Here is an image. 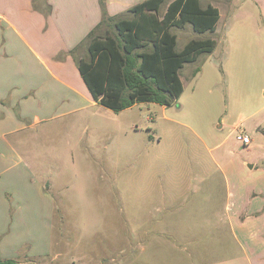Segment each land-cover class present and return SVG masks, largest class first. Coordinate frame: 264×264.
Listing matches in <instances>:
<instances>
[{"label":"rangeland","instance_id":"374dc122","mask_svg":"<svg viewBox=\"0 0 264 264\" xmlns=\"http://www.w3.org/2000/svg\"><path fill=\"white\" fill-rule=\"evenodd\" d=\"M199 2L218 6L238 39L222 42L225 32L200 34L189 24L172 28L176 51L191 40L217 44L179 71L183 92L170 106L140 103L119 113L93 106L75 120L6 137L34 159L29 170L44 190L37 196L31 177L5 181L8 166L0 162V244H18L8 260L55 264L53 254L37 257L50 243L86 264H196L226 254L223 172L231 161L264 156V128L252 132L264 123V49L254 33L263 0ZM236 124L252 138L248 152L231 134Z\"/></svg>","mask_w":264,"mask_h":264},{"label":"crops","instance_id":"0c3cea01","mask_svg":"<svg viewBox=\"0 0 264 264\" xmlns=\"http://www.w3.org/2000/svg\"><path fill=\"white\" fill-rule=\"evenodd\" d=\"M136 1L0 0V162L8 166L3 174L5 181L12 178L29 181L31 177L33 191L42 198V182L29 170L34 159L27 152L18 154L6 137L26 127L33 130L49 120L69 117L75 120L86 109L101 106L89 94L78 72V62L88 59L91 37L114 35V22L128 18L124 13L128 14L131 7L145 0ZM262 3L259 6L262 26L257 19L254 33L264 49V0ZM210 5L219 11L212 34L225 32L222 42H236V32L232 34V27L222 22L221 9ZM14 111L21 119L28 120V124L17 122ZM262 128L264 123L257 122L252 132L260 134L258 129ZM252 146L255 145L251 138L244 148L248 152ZM243 164L231 161L223 172L227 185L225 212L232 237L224 248L226 254L214 260L198 259L196 264H264V156ZM3 215L4 210L0 211V217ZM0 245L3 261L10 259V248L16 251L18 247L11 239ZM50 254H53L52 263L86 264L71 252L53 249L51 243L48 251L37 257L44 255L47 259Z\"/></svg>","mask_w":264,"mask_h":264},{"label":"trees","instance_id":"16d2710c","mask_svg":"<svg viewBox=\"0 0 264 264\" xmlns=\"http://www.w3.org/2000/svg\"><path fill=\"white\" fill-rule=\"evenodd\" d=\"M165 0H145L128 10V18L114 22V35L91 37L88 59L78 72L93 101L113 112L140 103L170 106L183 92L179 71L202 54H211L213 39L191 40L176 51L172 28L189 24L196 33H213L219 11L199 0H173L161 14ZM264 133V130H263ZM0 264H16L1 260Z\"/></svg>","mask_w":264,"mask_h":264},{"label":"built area","instance_id":"2783aa9c","mask_svg":"<svg viewBox=\"0 0 264 264\" xmlns=\"http://www.w3.org/2000/svg\"><path fill=\"white\" fill-rule=\"evenodd\" d=\"M236 134L235 140L241 143L243 146H248L251 143V137L247 134H241L239 132H234Z\"/></svg>","mask_w":264,"mask_h":264},{"label":"water","instance_id":"95a60500","mask_svg":"<svg viewBox=\"0 0 264 264\" xmlns=\"http://www.w3.org/2000/svg\"><path fill=\"white\" fill-rule=\"evenodd\" d=\"M250 166H251V165H249V168H251Z\"/></svg>","mask_w":264,"mask_h":264}]
</instances>
